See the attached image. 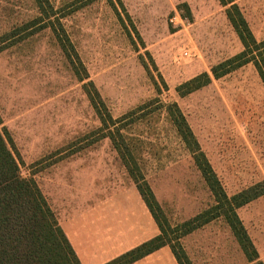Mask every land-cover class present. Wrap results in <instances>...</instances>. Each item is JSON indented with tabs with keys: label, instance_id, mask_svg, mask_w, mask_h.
Segmentation results:
<instances>
[{
	"label": "rangeland",
	"instance_id": "374dc122",
	"mask_svg": "<svg viewBox=\"0 0 264 264\" xmlns=\"http://www.w3.org/2000/svg\"><path fill=\"white\" fill-rule=\"evenodd\" d=\"M233 1L263 41L264 0ZM50 3L110 116L145 105L127 136L171 229L214 201L166 105L177 104L228 197L264 182V86L253 66L187 96L175 92L243 51L217 0ZM38 16L33 0H0V37ZM17 39L0 38V131L15 145L21 177L54 203L138 193L110 141L99 138L100 123L51 31ZM236 213L264 264V196ZM182 243L200 264H249L221 218Z\"/></svg>",
	"mask_w": 264,
	"mask_h": 264
},
{
	"label": "trees",
	"instance_id": "16d2710c",
	"mask_svg": "<svg viewBox=\"0 0 264 264\" xmlns=\"http://www.w3.org/2000/svg\"><path fill=\"white\" fill-rule=\"evenodd\" d=\"M33 1L39 16L21 28L4 34L1 40L5 42L18 37L16 42H19L33 32L51 31L74 76L82 84V91L100 123L97 130L99 138L110 141L159 231L155 238L106 264H134L164 247L170 249L177 264H191L180 240L219 218L227 224L246 261L249 264H262L236 211L264 196V182L228 197L177 104L166 105V115L188 149L214 201L209 209L171 229L138 167L132 153V141L127 136V127L138 121L137 115L145 105L113 119L93 83L87 82L88 74L61 23L63 17L58 15L50 0ZM217 1L225 8L226 19L243 51L213 67L210 75L202 73L179 85L175 89L179 97L199 91L208 86L212 79L219 80L248 64L253 66L264 86V40H255L233 0ZM0 264H80L37 183L21 177L20 157L5 129L0 131Z\"/></svg>",
	"mask_w": 264,
	"mask_h": 264
},
{
	"label": "crops",
	"instance_id": "0c3cea01",
	"mask_svg": "<svg viewBox=\"0 0 264 264\" xmlns=\"http://www.w3.org/2000/svg\"><path fill=\"white\" fill-rule=\"evenodd\" d=\"M113 201L119 204H110ZM98 202L79 205L67 198L59 203L47 200L80 264H106L158 236V228L138 193ZM182 241L191 264H200L192 261ZM134 264L177 263L170 249L164 247Z\"/></svg>",
	"mask_w": 264,
	"mask_h": 264
}]
</instances>
